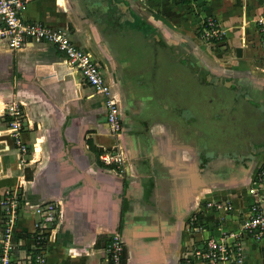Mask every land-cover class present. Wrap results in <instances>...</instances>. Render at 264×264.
<instances>
[{"label":"crops","instance_id":"crops-1","mask_svg":"<svg viewBox=\"0 0 264 264\" xmlns=\"http://www.w3.org/2000/svg\"><path fill=\"white\" fill-rule=\"evenodd\" d=\"M23 14L92 54L123 128L110 133L105 95L54 44L0 43V201L20 192L16 239L32 244L36 208L53 202L48 264H109L116 233L125 264H204L213 237L243 243L230 264H264V234L244 227L250 188L264 191V0H27ZM209 17L220 40L202 35ZM116 142L125 173L100 158Z\"/></svg>","mask_w":264,"mask_h":264},{"label":"built area","instance_id":"built-area-1","mask_svg":"<svg viewBox=\"0 0 264 264\" xmlns=\"http://www.w3.org/2000/svg\"><path fill=\"white\" fill-rule=\"evenodd\" d=\"M26 2L27 0H0V43L7 45L12 51H18L34 43L54 44L64 54L68 63L79 70L86 84L105 95L110 133L116 137L119 136L123 128L121 111L111 94V88L106 82L100 64L95 61L90 52L76 46L65 31L41 22L27 20L23 14ZM259 26L264 43V14L259 18ZM201 31L207 41L220 40L223 35L222 28L213 17H209L202 24ZM6 113L12 118L9 123L11 134L20 144L25 113L18 104L11 105ZM21 149L24 153L27 151L24 145ZM100 158L116 172H126L128 158L123 146L118 142L109 149H105ZM255 183L261 184L264 188V165L259 169ZM250 192L259 197L252 205L251 218L244 227L261 236L264 234V191L260 192L259 187L255 186L250 188ZM0 204L3 209L4 225L0 238V264H48V243L52 240L60 218L56 203L48 202L36 208L37 220L30 245L17 240L14 234L22 207L20 192L7 191ZM124 252L125 242L121 235L116 233L107 248L109 264H125ZM196 254L202 258L204 264H230L244 257L245 247L237 239L229 241L225 237H213L209 238L207 244L200 247Z\"/></svg>","mask_w":264,"mask_h":264},{"label":"rangeland","instance_id":"rangeland-1","mask_svg":"<svg viewBox=\"0 0 264 264\" xmlns=\"http://www.w3.org/2000/svg\"><path fill=\"white\" fill-rule=\"evenodd\" d=\"M3 227H4V225H3ZM2 229H3V228H2ZM14 232H15L14 234H15V236H16V231L14 230ZM1 235H2V233L0 234V238H1Z\"/></svg>","mask_w":264,"mask_h":264}]
</instances>
